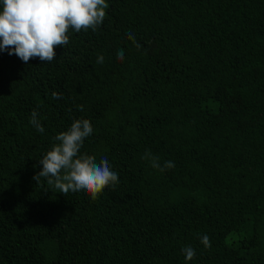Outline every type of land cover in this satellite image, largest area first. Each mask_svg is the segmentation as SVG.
<instances>
[{
    "label": "trees",
    "instance_id": "obj_1",
    "mask_svg": "<svg viewBox=\"0 0 264 264\" xmlns=\"http://www.w3.org/2000/svg\"><path fill=\"white\" fill-rule=\"evenodd\" d=\"M106 3L51 63L0 52V264H264V0ZM75 119L96 200L32 179Z\"/></svg>",
    "mask_w": 264,
    "mask_h": 264
},
{
    "label": "clouds",
    "instance_id": "obj_2",
    "mask_svg": "<svg viewBox=\"0 0 264 264\" xmlns=\"http://www.w3.org/2000/svg\"><path fill=\"white\" fill-rule=\"evenodd\" d=\"M108 7L106 0H0V52L14 54L25 63L35 58L51 63L56 56L55 47H65L69 43L70 30L96 31L103 24ZM127 35L135 44L134 35ZM117 59H124L123 49L118 51ZM103 62V56H98L97 63ZM52 95L54 99L60 98L57 92ZM38 117L34 109L30 123L43 133L44 127ZM92 131L89 120L75 119L67 131L55 137L58 143L39 160L42 170L32 179L39 184L42 177L47 178L48 184L65 196L69 192H84L92 200H96L105 188H114L119 182L118 173L112 170L108 159L102 157L97 162L95 156L80 154ZM145 157L153 168L161 171L175 166L173 161L161 166L159 158L148 152ZM201 243L205 248L211 247L207 235L201 237ZM182 252L187 261L196 255L190 246H185Z\"/></svg>",
    "mask_w": 264,
    "mask_h": 264
}]
</instances>
